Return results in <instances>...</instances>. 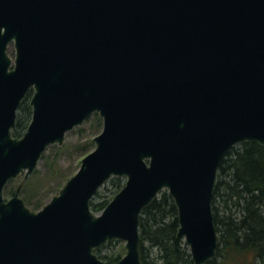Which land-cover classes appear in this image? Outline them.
<instances>
[{"label": "water", "instance_id": "water-1", "mask_svg": "<svg viewBox=\"0 0 264 264\" xmlns=\"http://www.w3.org/2000/svg\"><path fill=\"white\" fill-rule=\"evenodd\" d=\"M14 43L15 58L6 53ZM31 90V120L12 136ZM95 147L38 211L19 190L50 144L91 113ZM264 146V0H0V264H142L141 211L163 188L193 264L217 249L211 199L235 144ZM111 176L125 183L95 215Z\"/></svg>", "mask_w": 264, "mask_h": 264}, {"label": "trees", "instance_id": "trees-1", "mask_svg": "<svg viewBox=\"0 0 264 264\" xmlns=\"http://www.w3.org/2000/svg\"><path fill=\"white\" fill-rule=\"evenodd\" d=\"M29 95L18 108L14 136H20L30 121ZM93 126L95 130L102 126L97 113ZM92 146L93 142L89 141L78 152L84 155ZM41 159L50 167L55 164V158L45 152ZM124 180V177H111L104 193L98 192L90 201L91 209L94 212L102 210L123 186ZM8 183L4 191L13 194L16 188L8 187ZM23 199L29 202L26 195ZM211 204L218 232L217 249L215 257L204 264H264V146L257 141H244L225 153L217 168ZM177 228L176 205L167 190H162L140 215L142 264H193L188 247L177 236ZM108 244L112 241L95 249L106 264L121 257L111 250L102 252Z\"/></svg>", "mask_w": 264, "mask_h": 264}, {"label": "rangeland", "instance_id": "rangeland-1", "mask_svg": "<svg viewBox=\"0 0 264 264\" xmlns=\"http://www.w3.org/2000/svg\"><path fill=\"white\" fill-rule=\"evenodd\" d=\"M7 53L13 58L15 49L13 43H9L7 46ZM94 114H90L81 124L69 130L65 134V139L62 145H49L45 153L51 157H54L55 164L50 167L49 163H46L43 159H40L34 172L25 176L23 174L10 180L8 187L12 186L19 189L20 195L24 198V195L28 197L26 204L32 210H37L50 198L57 194L60 188L64 185L66 180L72 176L80 166L81 158L83 154L78 152L79 148L89 141H92L93 136L96 135L101 129L95 130L94 128ZM79 127L82 130H79ZM238 145V144H237ZM236 146V145H235ZM93 148L90 147V150ZM89 150V151H90ZM109 181V179L107 180ZM107 181L99 188L100 193H104ZM21 188L24 192H21ZM11 194L4 191V197L9 198ZM26 202V201H25ZM38 204L37 206H35ZM102 252L106 253L111 250L116 254L123 255L125 253V242L121 240H113L112 244H108L103 247Z\"/></svg>", "mask_w": 264, "mask_h": 264}]
</instances>
